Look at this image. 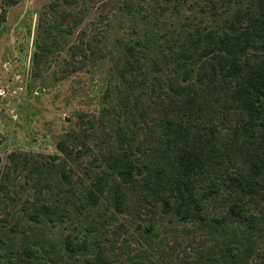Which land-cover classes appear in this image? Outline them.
Instances as JSON below:
<instances>
[{
  "label": "trees",
  "instance_id": "obj_1",
  "mask_svg": "<svg viewBox=\"0 0 264 264\" xmlns=\"http://www.w3.org/2000/svg\"><path fill=\"white\" fill-rule=\"evenodd\" d=\"M19 2L0 0V28L6 21L7 8ZM223 3V11L217 15L219 29L205 31L199 40L212 55L199 61L194 78L188 77V70L180 73L174 69L162 85L158 81L150 86L148 101L135 108L142 129L130 139L122 127L112 129L117 146L100 150L104 165L99 171L84 168L79 177L69 167L70 160L76 163L85 155L82 138L73 132L57 144L61 155H9L6 180L10 181L11 173L24 176L22 192L12 190L16 187L12 181L0 185L3 195H9L19 206L18 218L11 210L6 215L12 220L11 230L25 219L27 225L22 228L33 232L37 226L30 224L57 226L85 212L79 226L89 222L85 228L98 231L107 219L119 215L133 213L140 220L146 206L157 223L162 220L175 228L188 222L206 234V243L197 250L196 258H183L178 264H264V252H258V246L264 245V0ZM80 22L81 18L76 19L69 32ZM49 36L50 31H46L44 39ZM45 40L34 53L36 65H46L55 52ZM72 49L73 57L78 51L81 58H87L80 47ZM210 58L214 64H210ZM129 68L132 64L128 60L120 65L119 77L128 85L143 86L144 77L138 83L136 77L129 79ZM77 69L74 66L71 72ZM61 74L66 76L68 71ZM164 98L173 111L161 116L167 107ZM232 119L235 126L228 145L211 146L209 128L217 123L230 126ZM95 121L103 124L104 116ZM0 204L13 207L2 200ZM99 205L111 213L98 214L96 220L88 210ZM152 219L147 227L138 229L149 248L159 227ZM75 231L73 225V232L62 237L60 249L65 259L82 256L84 264H124L114 246L100 241L93 250ZM39 242L26 239L20 249L0 251V256L8 264L63 261L61 254L59 261L54 260L58 253L52 245L47 249ZM119 242L121 251L129 244L126 237ZM149 253L141 248L136 258L145 259Z\"/></svg>",
  "mask_w": 264,
  "mask_h": 264
},
{
  "label": "rangeland",
  "instance_id": "obj_2",
  "mask_svg": "<svg viewBox=\"0 0 264 264\" xmlns=\"http://www.w3.org/2000/svg\"><path fill=\"white\" fill-rule=\"evenodd\" d=\"M223 2L20 0L7 8L6 21L0 28V90L4 91V97H0V185L12 181L16 186L12 190L22 192L23 175L11 173L10 181L4 177L9 155H61L57 144L69 132L82 138L85 154L76 163L70 160L69 167L79 177L84 168L99 171L104 165L100 150L107 145L117 146L112 129L122 127L128 139L142 129L135 108L140 102L148 101L146 95L150 86L158 81L162 85L174 74V69L180 73L188 70V77L192 79L199 61L212 55L203 49L205 42L199 40L203 39L205 31L219 29L217 15L223 11ZM78 18L81 22L70 33V26ZM48 27L55 28L48 30ZM46 31H50V36L45 40ZM42 40L51 44L55 52L46 65H36L34 53ZM75 45L85 51L87 58H81L78 51L72 56ZM128 47L132 48L130 52ZM127 60L132 64V68L126 70L129 79L136 77L138 83L144 77L143 86L128 85L119 77L118 68ZM214 63L210 58V64ZM74 66L78 69L71 72ZM63 70L68 71L66 76L61 74ZM163 100L167 107L161 116L170 115L172 104L168 99ZM231 115L234 117V112ZM101 116H104L103 124L95 121ZM153 118L149 116L150 127ZM234 120L230 126L217 123V129L209 128L211 146L224 148L228 145ZM0 200L13 206L12 209L4 208L0 204V251L20 249L26 239L40 241L45 248L54 247L58 253L54 255L55 261H59L61 254L60 264L65 261L84 264L82 256L77 260L65 259L60 249L62 237L73 232V225H76L75 232L86 239L93 250L100 241L114 246L124 264H178L183 258L194 260L197 250L206 243V234L195 230L193 224L186 222L172 228L165 221L157 223L146 206L140 220L133 213L119 215L103 222L104 227L98 231H88L85 226L89 227V222L79 226L85 212L57 226L28 223L37 226L33 232L22 228L27 225L25 219L18 228L11 230L12 220L6 215L11 210L18 218L19 206L1 190ZM88 211L96 220L98 214L109 216L111 213L110 210L104 212L101 205ZM4 218L7 219L3 221ZM151 219L159 227L154 231L149 248L140 238L138 229L147 227ZM123 237L129 244L121 251L118 246ZM141 248L150 252L145 259L136 258ZM263 248V244L259 245L258 252L263 253ZM4 258L0 256L3 264H8Z\"/></svg>",
  "mask_w": 264,
  "mask_h": 264
},
{
  "label": "built area",
  "instance_id": "obj_3",
  "mask_svg": "<svg viewBox=\"0 0 264 264\" xmlns=\"http://www.w3.org/2000/svg\"><path fill=\"white\" fill-rule=\"evenodd\" d=\"M0 97L3 98L4 97V91L0 90Z\"/></svg>",
  "mask_w": 264,
  "mask_h": 264
}]
</instances>
